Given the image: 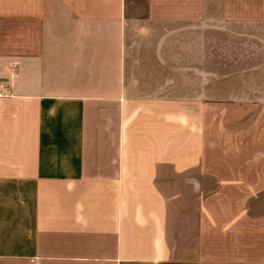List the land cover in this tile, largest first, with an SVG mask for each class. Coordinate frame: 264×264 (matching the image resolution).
<instances>
[{"label": "crops", "instance_id": "1", "mask_svg": "<svg viewBox=\"0 0 264 264\" xmlns=\"http://www.w3.org/2000/svg\"><path fill=\"white\" fill-rule=\"evenodd\" d=\"M0 264H264V0H0Z\"/></svg>", "mask_w": 264, "mask_h": 264}]
</instances>
